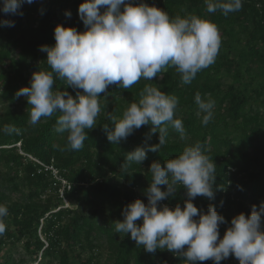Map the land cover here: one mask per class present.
<instances>
[{
  "label": "trees",
  "instance_id": "trees-1",
  "mask_svg": "<svg viewBox=\"0 0 264 264\" xmlns=\"http://www.w3.org/2000/svg\"><path fill=\"white\" fill-rule=\"evenodd\" d=\"M82 2L34 0L22 5L23 15L0 11V20L15 21L13 27H0V205L8 209V215L0 219L5 225L0 252L7 245H23L30 254L27 261L10 250L0 264H186L168 250L145 251L130 234L117 233L114 225L123 220L127 204L138 198L147 203L144 190L150 184V165H163L196 143L214 160L217 175L215 199L198 196L193 202L204 212L214 205L226 218L219 229L221 239L234 216L250 215L252 206L264 201V0H243L242 9L227 16L219 11L209 14L204 0H145L173 18L197 15L214 23L221 39L215 63L198 72L190 84L182 83L180 74L169 67L162 78L141 79L131 89L110 85L107 94L101 93L97 125L88 130L84 147L61 151L53 144L66 148L67 134L55 131L56 116L31 126V106L16 93L30 86L35 71L50 70L47 53L40 47L55 44L58 24L85 30L78 13ZM66 10L71 11L70 18ZM145 84L179 99L175 116L183 122L186 139L180 140L169 128L160 151L147 152L140 165L125 169L121 167L125 155L146 142L158 143L159 133L147 140L152 126L144 125L112 145L104 124L109 130L114 124L106 114L122 118L130 103L139 101ZM65 87L57 80L54 90ZM67 90L73 96L77 91ZM197 93L214 101L213 119L207 126L197 116ZM5 125L20 129L19 134L5 133ZM180 187L164 200L171 208L184 206L187 192ZM237 261L230 256L220 264Z\"/></svg>",
  "mask_w": 264,
  "mask_h": 264
},
{
  "label": "clouds",
  "instance_id": "clouds-1",
  "mask_svg": "<svg viewBox=\"0 0 264 264\" xmlns=\"http://www.w3.org/2000/svg\"><path fill=\"white\" fill-rule=\"evenodd\" d=\"M33 2L2 0L0 11L23 15L22 5ZM204 4L209 14L219 11L227 16L240 11L243 0H204ZM78 13L85 30L58 24L54 29L55 44L40 47L41 52L47 53L50 70L35 71L30 86L16 93L17 97H26L31 106V126L42 118L56 116L55 131L67 134L66 148L53 144L61 151H79L84 147L88 130L97 125L101 93L107 94L110 85L131 89L141 79L161 77L169 67L180 74L182 83L190 84L198 72L215 63L221 45L218 27L209 19L197 15L173 18L145 0H83ZM65 15L70 18L71 11L66 10ZM14 25L13 20H0V27ZM57 80L63 82L65 90H54ZM67 87L77 90L75 96ZM195 103L197 116L207 126L213 119L214 101L197 93ZM178 104L176 96L145 84L139 101L130 103L122 118L106 114V119L114 124L111 130L108 123L104 124L112 145H119L144 125L152 126L147 140L159 133L158 143L146 142L127 153L122 168L133 163L140 165L147 152L160 151L166 144L169 128L179 134L180 140L186 139L183 122L175 116ZM3 131L19 134L20 129L5 125ZM216 168L200 143L185 147L163 165L153 162L148 170L150 184L144 190L147 203L138 198L127 204L123 220L114 225L115 231L130 234L137 246L149 253L168 250L186 264L207 260L220 264L230 256L238 259L239 264H264V201L258 207L254 204L250 215L241 212L234 216L222 239L219 229L227 223L226 218L214 205L204 212L193 202L198 196L215 199ZM162 185L166 188L162 189ZM177 185L186 189L184 206L161 207V201L176 194ZM7 215V207L0 205V219ZM4 231L5 225L0 223V234Z\"/></svg>",
  "mask_w": 264,
  "mask_h": 264
},
{
  "label": "rangeland",
  "instance_id": "rangeland-1",
  "mask_svg": "<svg viewBox=\"0 0 264 264\" xmlns=\"http://www.w3.org/2000/svg\"><path fill=\"white\" fill-rule=\"evenodd\" d=\"M13 251L14 255L16 258H20L21 256L23 258H25L27 261H30V254L27 253L24 249H23V245H18L16 247H13L12 245H7L5 247V249L0 252V261H2L4 259V257L6 256V254L9 252V251ZM29 264H33V263H29ZM102 264H105V262L103 261ZM236 264H239V261H237Z\"/></svg>",
  "mask_w": 264,
  "mask_h": 264
},
{
  "label": "built area",
  "instance_id": "built-area-1",
  "mask_svg": "<svg viewBox=\"0 0 264 264\" xmlns=\"http://www.w3.org/2000/svg\"><path fill=\"white\" fill-rule=\"evenodd\" d=\"M51 168H53V167L51 166ZM53 169H54L55 174L57 175V174H58V171H57L55 168H53ZM63 182H64V184L67 183L65 180H63ZM69 187H70V186H69ZM160 203L162 204V206L165 205V204H167L164 200L161 201Z\"/></svg>",
  "mask_w": 264,
  "mask_h": 264
}]
</instances>
